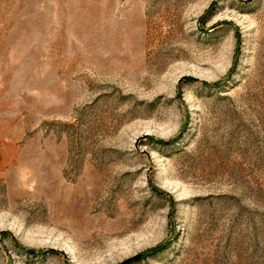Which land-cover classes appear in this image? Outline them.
<instances>
[{
    "label": "rangeland",
    "instance_id": "1",
    "mask_svg": "<svg viewBox=\"0 0 264 264\" xmlns=\"http://www.w3.org/2000/svg\"><path fill=\"white\" fill-rule=\"evenodd\" d=\"M0 264H264V0H0Z\"/></svg>",
    "mask_w": 264,
    "mask_h": 264
}]
</instances>
